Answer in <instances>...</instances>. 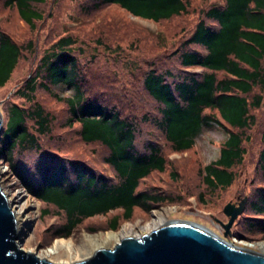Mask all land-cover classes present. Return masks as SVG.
<instances>
[{
	"label": "trees",
	"instance_id": "16d2710c",
	"mask_svg": "<svg viewBox=\"0 0 264 264\" xmlns=\"http://www.w3.org/2000/svg\"><path fill=\"white\" fill-rule=\"evenodd\" d=\"M46 1L2 0V5L15 7L19 18L35 27L44 15L34 5ZM108 5L159 22L187 13L189 0H98L94 6ZM74 42L70 35H63L45 49L33 77L25 80L19 91V97L32 107L9 105L0 137V155L21 187L34 199L53 206L55 215L63 216L52 238H66L83 220L119 210L120 215L106 223L107 228L115 229L118 219H130L134 208L147 213L166 201V195L155 192L154 187L140 188L151 173H163L167 164L157 141L146 138L144 150H138L139 124L147 116L175 152L190 150L206 130L225 132L218 157L203 167L202 179L212 189L232 184L231 170L243 162L246 130L255 121L252 110L262 102L261 94L251 93L264 87V0H224L203 11L172 53L176 56L173 68L150 66L143 71V90L156 107L141 120L122 114V109L110 106L106 98L89 94V82L73 53ZM21 54L22 46L0 31V87L9 80ZM193 68L199 71H191ZM51 86L70 93L66 97L52 94L67 106L65 126L77 123L83 143L106 147L103 160L112 168L113 177L82 162L62 159L48 149L41 152L34 166L14 159L17 151L41 150L40 137L49 131L51 116L34 99L38 89L50 93ZM28 121H34L37 128L31 129ZM262 143L258 169L264 178V134ZM42 214L48 215L49 210L43 209ZM240 216L246 228L239 237L254 231L264 235V185L257 186L246 199Z\"/></svg>",
	"mask_w": 264,
	"mask_h": 264
},
{
	"label": "rangeland",
	"instance_id": "374dc122",
	"mask_svg": "<svg viewBox=\"0 0 264 264\" xmlns=\"http://www.w3.org/2000/svg\"><path fill=\"white\" fill-rule=\"evenodd\" d=\"M98 0H47L34 6L43 13L44 18L30 27L18 16L16 8H7L0 0V31L8 33L22 46L21 57L9 80L0 87V114L3 121L7 107L12 103L32 107L19 91L24 81L33 77L39 59L45 49L57 38L70 35L74 55L79 59L85 78L89 82L88 92L98 99L106 98L109 105L122 109V114L137 116L149 115L156 105L143 90V71L150 66L165 69L174 66L176 56L172 53L189 35L197 20L211 5H221L224 0H189L187 13L169 20L153 22L130 15L116 5L96 8ZM191 71H199L197 68ZM253 93L261 94L262 102L258 109L252 110L254 124L246 130L248 139L244 141L243 162L231 171L233 182L226 188L212 189L203 182V167L215 160L219 148L226 138L225 132L212 128L199 135L193 147L187 151L175 152L165 142L153 123L146 120L139 123L138 150L145 148L146 140L157 141L162 146L167 161L163 173L153 172L145 179L140 188H155V192L164 193L166 201L158 204L149 212L133 209L130 219L119 218L115 229L106 226L108 219L120 215L119 210L87 218L66 238H52L55 226L62 223V215H55L53 206H48L31 197L11 172L7 162L0 155V189L11 204L16 217V229L20 240L17 247L34 253L38 258L57 239H71L74 245L84 244L81 253L84 257L94 253L98 247L113 248L117 241L106 239L105 233H117L124 225L129 227V236L140 237L146 234V224L152 219V212H160L165 221L193 222L214 232L235 246L249 248L264 255V235L254 231L248 237L238 236L244 233L246 221L238 217L230 229V235L223 236L220 223L227 222L223 207L228 202L237 203L239 199H249L257 186L264 185V178L258 169V154L263 147L264 134V87H256ZM56 97H66L70 93L60 87H50V93L38 89L34 101L40 104L51 116L49 131L40 137L41 150L15 152L16 161L35 165L43 150L56 153L65 160L82 162L97 173L114 176L112 168L103 158L107 154L105 146L98 143H83L78 137L77 123L65 126L69 115L64 102ZM104 100V99H103ZM35 130L34 121L27 123ZM148 138V139H146ZM46 156V153H43ZM154 190V189H153ZM47 208L48 215L42 210ZM153 229V225L149 227ZM263 244V245H260ZM73 252V250H72ZM74 258V257H73ZM72 258V259H73ZM89 258V257H88ZM50 262L68 260L69 256L60 248L49 254ZM87 259V258H85ZM82 259V260H85Z\"/></svg>",
	"mask_w": 264,
	"mask_h": 264
},
{
	"label": "water",
	"instance_id": "95a60500",
	"mask_svg": "<svg viewBox=\"0 0 264 264\" xmlns=\"http://www.w3.org/2000/svg\"><path fill=\"white\" fill-rule=\"evenodd\" d=\"M0 114V137L3 130ZM223 207V236L242 214L246 197ZM140 237H125L113 248L100 247L89 258L72 264H264V255L227 242L193 222L172 221ZM21 232V231H20ZM11 204L0 189V264H55L17 247L20 240Z\"/></svg>",
	"mask_w": 264,
	"mask_h": 264
},
{
	"label": "bare ground",
	"instance_id": "6f19581e",
	"mask_svg": "<svg viewBox=\"0 0 264 264\" xmlns=\"http://www.w3.org/2000/svg\"><path fill=\"white\" fill-rule=\"evenodd\" d=\"M18 212L19 211H14L15 218L17 217ZM151 216H152L151 221L145 225L146 228L148 229L146 233H149L151 231V229L149 228L151 225H153V229H154V228H157L161 225L173 223L170 221H165L164 216L160 212H156V211L152 212ZM17 231H18V229H17ZM129 231H130L129 227L127 225H124L117 233L107 232V233H105V236H106V239H108V238L113 239L114 238L118 243L121 239L129 236V234H128ZM18 234H20V233H18ZM129 237H136V236H129ZM263 244H260V245H263ZM60 248H62L64 250V252L67 254V256H69L71 263L82 261V259H85V258H88L91 256V254H90L89 256L84 257L83 254L81 253V249L84 248L83 243L81 245L77 246V245H74L72 243L71 239H57L49 247L46 248V250L44 251L45 255H43L41 258L48 260L47 258L49 257V254L51 255L52 253H56ZM98 248H100V247H98ZM246 249H249V248L247 247ZM72 250H73V252H72ZM68 263H69L68 260L66 261L65 259L64 260L60 259V261H58L57 264H68Z\"/></svg>",
	"mask_w": 264,
	"mask_h": 264
}]
</instances>
